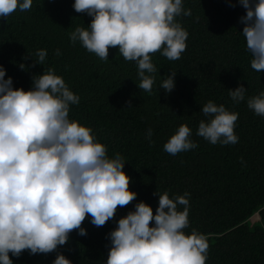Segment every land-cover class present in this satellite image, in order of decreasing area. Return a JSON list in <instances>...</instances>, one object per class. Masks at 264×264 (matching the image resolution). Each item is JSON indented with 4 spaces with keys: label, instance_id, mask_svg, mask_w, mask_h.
I'll list each match as a JSON object with an SVG mask.
<instances>
[{
    "label": "trees",
    "instance_id": "obj_1",
    "mask_svg": "<svg viewBox=\"0 0 264 264\" xmlns=\"http://www.w3.org/2000/svg\"><path fill=\"white\" fill-rule=\"evenodd\" d=\"M182 2L191 15L175 19L188 32L186 50L175 61L160 52L152 56L157 71L151 74V94L139 89L136 62L126 61L118 48H110L104 61L79 41H70L76 27L87 28L92 20L75 12L74 0H33L30 10L17 9L6 20L0 18L5 79L12 77L15 88L28 90L33 76L47 69L62 76L80 97L79 104L70 106V118L90 126L109 157H123L130 188L137 193L103 227H95L88 217L83 223L87 235L73 231L65 245L47 255L10 254L13 264H53L59 253L72 264H106L108 234L117 221L140 201L155 211L157 192L173 199L189 194V226L184 231L195 229L206 237L205 264H264V116L247 106L250 97L264 92V72L251 67L240 22L246 9L235 0ZM41 49L47 51L43 65L34 63ZM171 73H176L175 87L167 93L160 85ZM241 84L247 89L245 99L236 103L229 89ZM210 100L238 113L236 144H211L196 134L200 121L209 119L201 109ZM182 124L192 129L190 139L198 147L172 156L163 146ZM178 208L184 210L183 205Z\"/></svg>",
    "mask_w": 264,
    "mask_h": 264
},
{
    "label": "clouds",
    "instance_id": "obj_2",
    "mask_svg": "<svg viewBox=\"0 0 264 264\" xmlns=\"http://www.w3.org/2000/svg\"><path fill=\"white\" fill-rule=\"evenodd\" d=\"M246 9L240 18L243 36L252 55L251 67L264 72V0H235ZM33 0H0V18L17 9L28 11ZM77 13L92 17L90 25L76 27L69 35L101 60L109 49L118 48L126 61L138 66L139 89L151 94L157 69L152 56L160 52L170 61L186 50L188 32L176 21L184 11L182 0H74ZM61 55L59 50L55 53ZM32 56V55H31ZM34 63L44 64L47 51L35 53ZM20 67L23 69L24 64ZM171 73L160 85L170 93L175 87ZM0 65V264H13L11 256L50 254L65 245L70 234L87 235L86 218L95 227L116 219L119 208L137 196L131 177L119 154L109 157L107 146L97 140L92 128L69 116L70 106L80 97L71 91L53 69L35 74L32 87L15 88L5 79ZM243 84L229 89L232 100L245 99ZM247 106L264 116V92L250 97ZM197 135L211 144H236L238 113L208 101L201 109ZM152 130L147 139L151 141ZM187 124L178 127L164 144L175 156L198 147ZM243 160V158H241ZM158 207L140 201L117 221L108 234L111 247L106 264H205L209 244L204 235L189 226L188 193L170 198L158 193ZM178 205H183L180 210ZM154 222V223H153ZM11 254V256H10ZM53 264H72L59 253Z\"/></svg>",
    "mask_w": 264,
    "mask_h": 264
}]
</instances>
